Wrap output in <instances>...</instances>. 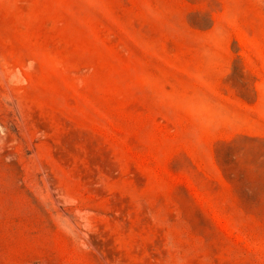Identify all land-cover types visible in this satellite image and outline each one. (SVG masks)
Listing matches in <instances>:
<instances>
[{"label": "rangeland", "instance_id": "1", "mask_svg": "<svg viewBox=\"0 0 264 264\" xmlns=\"http://www.w3.org/2000/svg\"><path fill=\"white\" fill-rule=\"evenodd\" d=\"M0 264H264V0H0Z\"/></svg>", "mask_w": 264, "mask_h": 264}]
</instances>
